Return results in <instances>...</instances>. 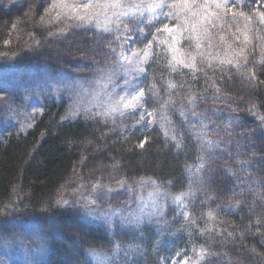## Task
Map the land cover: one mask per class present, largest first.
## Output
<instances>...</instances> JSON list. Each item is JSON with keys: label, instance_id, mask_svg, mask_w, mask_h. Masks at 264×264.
<instances>
[{"label": "trees", "instance_id": "obj_1", "mask_svg": "<svg viewBox=\"0 0 264 264\" xmlns=\"http://www.w3.org/2000/svg\"><path fill=\"white\" fill-rule=\"evenodd\" d=\"M51 3L0 0V54L41 51L29 62L86 75L109 69L120 44L71 14L54 20ZM254 10L264 0L237 8L250 22L190 24L175 52L152 44L138 83L149 117H68L65 98H43L30 127L0 129V242L34 250L30 264H158L166 240L199 251L197 264H264V24ZM157 189L162 213L122 219ZM97 195L90 212L84 198ZM176 196L189 203L182 221Z\"/></svg>", "mask_w": 264, "mask_h": 264}, {"label": "rangeland", "instance_id": "obj_2", "mask_svg": "<svg viewBox=\"0 0 264 264\" xmlns=\"http://www.w3.org/2000/svg\"><path fill=\"white\" fill-rule=\"evenodd\" d=\"M83 2H87V0H68V3L75 4ZM135 2L141 3V0H135ZM171 2L172 0H167V3L170 4ZM143 3L150 4L152 3V0H143ZM211 5H213L211 0H208L207 4L205 3V0H197V8L199 9L200 14L197 17H192L191 14H189L178 20H168L160 17L159 12L161 10H157L156 13H149L145 9L143 15L138 16L141 21L140 27H143L144 29L143 32L126 33L123 31V24L119 25L120 30L117 31L116 17L111 13H108L107 16L101 13L90 20L86 19L82 24L89 27L94 26L95 29L102 31L107 35L110 33L115 44H120V47L118 48L119 50L116 52V61H119L122 65L128 66L129 61L133 64L135 63V56H133V53H139V55L143 57V52L147 50L150 56L151 50L147 47L150 40L157 49L163 47L164 49L166 48L175 52L181 44L182 36H184L188 27L203 20L205 15L204 9L207 8L208 12H211V10H209ZM213 7L215 10V6ZM163 11L167 12L169 9L165 8ZM80 14L83 16V11H81ZM121 20L127 21L128 18L121 17ZM165 23L170 27H173V33L170 34L164 31L156 33V28L162 29ZM105 29H109V31H106ZM137 38L138 40L147 42H145L143 46H138L136 44ZM63 45L65 48H68L65 44ZM68 51L70 50L68 49L67 52ZM40 53L41 51H28L26 49L11 55L0 54V129L5 130L9 128H17L24 130L28 128L29 125H31L34 116L41 111L43 98H65L69 105L67 113L68 117L85 115L83 113H77L76 104L79 101H83V106L92 109L91 115L93 114L96 116L104 117L123 112H132L134 114L136 113L141 119V114L145 113L142 101H140L139 106L135 109L128 108L122 109V111L111 112L108 109V97L100 91V85L94 83L98 78L97 75H86L87 73L82 74L80 71L68 72L69 70L55 69L53 67L48 68L47 65H44L41 62H29L33 61L35 58L41 60L43 57ZM121 53H123L124 57H128L129 59L122 58ZM68 57L71 59L74 58L72 54H66L59 61L62 63L65 61L64 59H67ZM141 66L143 67L144 64ZM140 75L141 73L139 75L133 73L132 76L126 77L123 71L118 67L115 79L120 85H123L125 79H132L133 83L138 84ZM106 82L107 81H103L102 83ZM116 91L120 92L122 95L124 94L120 88H117ZM97 92H99L98 100L93 99ZM70 93H73V95L70 96ZM74 93H79V97L75 96ZM98 104H103V107L97 106ZM33 108L37 109V111L33 112ZM146 113L150 112L146 110ZM146 113L144 114L143 119L149 117ZM157 196L158 195H153L141 199L138 211L140 212V209L143 208V212H140L139 216L144 214V212L146 213L148 211L156 210V207L159 209L154 214H160L164 211L163 203L161 202L159 205L157 202ZM177 197L180 199L177 200ZM170 202L173 206L174 217L181 221L184 220L188 214V200L182 196H176L171 199ZM146 209L149 210L146 211ZM111 213L110 219L117 215L118 210L112 211ZM99 218L102 220H110L109 218L104 217L102 213ZM162 245L166 248L158 264H173L174 260L176 264H180L185 257L187 258V264H197L200 259L201 253L195 249L180 248L177 245L173 248L170 240L162 242ZM177 252L182 253V255L176 257L175 254ZM33 255L34 250L28 249L21 244H12L6 241L0 242V264H30Z\"/></svg>", "mask_w": 264, "mask_h": 264}, {"label": "snow or ice", "instance_id": "obj_3", "mask_svg": "<svg viewBox=\"0 0 264 264\" xmlns=\"http://www.w3.org/2000/svg\"><path fill=\"white\" fill-rule=\"evenodd\" d=\"M205 3H208V0H205ZM211 3L215 6V11L209 13L207 8L204 9L205 15L203 19L207 21L208 23H211V20L209 19V16L215 19H224V18H230L232 20H237L239 18H243L246 22L251 21V17L246 15L243 11H237V8L244 3V0H211ZM257 3H260V0H257ZM168 8L169 11L164 12L163 9ZM55 12V16L53 17L54 20H59L61 16L68 17L69 14H71V18L78 19L80 21H84L86 19L90 20L94 18L95 16L103 13L105 16L108 15V13H111L113 16L116 17L117 21V28L116 30L119 31L120 24H123V31L126 33H133V32H143V27H140L141 21L138 18V16H142L144 10L146 9L149 13H156L157 10H161L159 12V16L163 17L164 19L168 20H178L181 17L187 16L191 14L192 17H197L199 13V9L197 8V0H172V2L169 4L167 3V0H152V3L150 4H144L143 0H141V3H136L135 0H87V2H83L80 4L75 3H68V0H52L51 5L49 6L46 11L51 12L52 10H57ZM81 11H83L84 15L81 16ZM255 11V14L259 17V21L261 24H264V12L261 11ZM229 13H231V16L229 17ZM121 17H127L128 20L124 21L121 20ZM44 20V17H41V21ZM175 26V25H174ZM15 27V25H14ZM106 31H109V29H105ZM162 31L173 33V27H170L167 23L163 25V28H156V33H161ZM205 32H207V28L204 29ZM49 35H54L53 33H49ZM239 39V37H237ZM245 40H247V37H245ZM7 43V42H6ZM39 44V41H37V45ZM152 41L150 40L148 42L147 47L151 48ZM199 47V45H197ZM115 51V50H113ZM122 58L129 59L128 57H124L123 53H121ZM133 56H135V63L133 64L131 61H129V65L125 66L119 63V61H112L111 65L109 66V69H99V76L94 81L95 84L100 85V91L104 93L106 97H108V109L111 112H117L122 111V109H128L132 108L135 109L139 106L140 101L145 99V89L139 84L133 83L132 79H125L123 82V85H120L118 82H116V76H117V68L121 71H123L124 75L126 77L132 76L133 73H136L139 75L140 73L145 72V68L142 67V64L147 63L149 53L147 50L143 52V57L139 55V53H133ZM228 63H232L231 60L228 61ZM254 77V73H253ZM103 81H107L106 83H102ZM120 88L121 91L124 93L123 95L120 92H117L116 89ZM73 95V93H70V96ZM75 96L79 97V93H74ZM118 97V99H117ZM93 99H99V92H97ZM97 106L103 107V104H98ZM77 113H83L85 115H91L92 109L86 108L83 106V101H79L76 104ZM37 109L33 108V112H36ZM74 113V114H77ZM146 113V110H145ZM145 113L141 114V119H143V116ZM147 115L151 116L152 113H146ZM183 114V113H182ZM193 115H196L193 113ZM261 120H264V116L260 117ZM31 125H29L30 127ZM145 141H142L140 146L143 147ZM209 147H212L211 142H209ZM138 185H143L145 183H148L146 181H139L137 182ZM151 184L155 185V181H151ZM100 185H93L92 192L96 193L99 189ZM124 187V182H120V188ZM129 190L132 191V186L129 185ZM112 189L109 188L108 192H111ZM157 195H162V193H159L158 189L156 191ZM153 193H149V196L151 197ZM97 199H99V196L97 195L95 198H84V205L85 207L90 208L91 211H95L94 206L97 203ZM177 200L180 198L177 197ZM57 205H65L67 206L70 202L64 199H58L56 201ZM140 212H143V208L140 209ZM111 212L105 211L102 213V215L106 218L111 217ZM123 220H125L127 223H138L141 219V217L137 214H135L134 211H129V215L127 217H122ZM116 251H120V246L117 244ZM93 256H95V253H92ZM176 257H180L182 253L177 252ZM104 259H107L105 257ZM103 264V262H102ZM173 264H176L175 260L173 261ZM180 264H187V258L180 262Z\"/></svg>", "mask_w": 264, "mask_h": 264}]
</instances>
